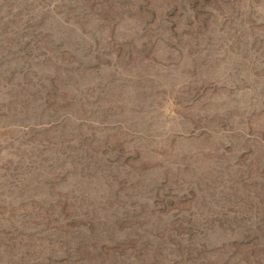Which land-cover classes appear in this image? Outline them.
I'll return each mask as SVG.
<instances>
[{
	"label": "rangeland",
	"instance_id": "rangeland-1",
	"mask_svg": "<svg viewBox=\"0 0 264 264\" xmlns=\"http://www.w3.org/2000/svg\"><path fill=\"white\" fill-rule=\"evenodd\" d=\"M0 264H264V0H0Z\"/></svg>",
	"mask_w": 264,
	"mask_h": 264
}]
</instances>
